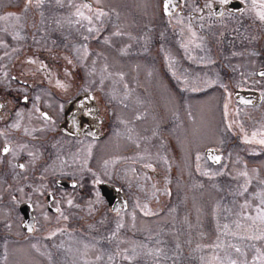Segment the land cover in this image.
Segmentation results:
<instances>
[{"label": "flooded vegetation", "instance_id": "af4514ba", "mask_svg": "<svg viewBox=\"0 0 264 264\" xmlns=\"http://www.w3.org/2000/svg\"><path fill=\"white\" fill-rule=\"evenodd\" d=\"M8 1L11 0L4 2ZM13 1L6 3L5 9L0 11L3 16L18 19L21 32L19 42L0 48V249L10 240L12 243H8V248L12 255L27 258L34 253L47 259L45 264H62L61 256L97 259V264H120L118 258H121L122 251L118 233L125 222L122 217L130 215L134 207L143 211L138 204L129 203L125 190H141L138 187L140 181L148 184L154 164L164 163L170 173L168 157L159 159V162L149 159L147 128L139 126L135 119L137 101L133 86L137 87L138 80L128 77L122 71L121 63L125 54L136 56L138 51L141 57L152 62L153 50L167 56L168 49L159 40L153 42L158 47H152L151 36L147 37L148 41L141 50L133 48L127 52L121 45L117 46L116 33L109 32L115 26L113 18L119 15L117 10L111 9L108 0H67L70 10L66 17L62 15L54 21L51 16L41 15L39 9L29 11L31 3H37V0L16 1L19 2L17 7H12ZM72 2L95 16H77L79 12L72 10ZM160 12L164 25L174 23L181 26L180 38L181 34H188L193 41L199 34L211 43L212 49L221 43L228 46L227 50L232 48L231 44L242 41L244 46H238L239 49L257 50L261 56L264 55V20L261 19L264 0H180L171 13L164 12L161 0ZM63 30L66 36L61 41H52L54 38L49 41V37L40 36L41 31L59 34ZM166 31L164 26L162 33ZM103 39L108 44L112 40L113 47L105 50L100 47ZM77 41H84L83 47ZM182 41L186 42L183 38ZM176 43L182 52L181 57L195 55V47L179 41ZM133 61L145 64L137 58ZM219 61L223 73L226 70L230 72V63L223 59ZM105 66L113 68L117 74L109 77L100 74ZM162 67L163 74L167 73V67ZM262 67L264 62L253 68L256 81L261 86L238 85L234 88L231 84L230 88L225 87L220 116L228 132H234L241 125L237 113L240 110L246 113L255 111L264 119V75L258 74ZM122 73L129 79L122 81ZM197 76L200 77L199 74ZM179 79L181 81V76ZM208 84L211 91L213 85L223 86L222 81ZM126 86L129 91L125 90ZM236 89L255 90L259 100L239 102L234 96ZM194 92L199 95L202 90ZM65 120H68L67 124H64ZM165 127V124L160 127L161 133ZM240 130L242 136L232 135L230 143H239L244 149L240 155L241 187L239 183L229 182L227 190L250 189L245 181L250 171L248 145L257 141L256 147L264 149V143H261L264 141V128L259 133L245 129V126ZM162 140L164 142V137ZM209 146L222 152L221 161L208 159L205 149ZM226 152V146L204 143L197 155L198 162L195 161L196 172H201L202 162H208L212 168L222 166L225 172L230 164ZM157 171L154 174L162 176V172ZM59 179L74 182L64 183ZM102 183L123 190L127 198L125 209L111 210L101 193ZM161 184L171 189L165 177ZM26 190L31 196H24ZM94 190H100V194ZM100 197L102 201L95 203ZM23 201L32 203L34 221L31 232L21 226L25 215L20 208ZM144 214L148 218L147 209ZM104 215L110 219L106 220ZM14 221L19 222L20 229L16 230L19 236L8 230V223L11 225ZM39 226L51 229H44L40 234L37 231V241L30 246L32 241L29 238ZM131 233L134 236L138 234V225ZM140 237L143 239V235ZM151 242V236L147 234L146 246L152 247ZM137 244L139 256L136 247V261L144 254V245L140 249L139 242ZM106 248H113V251Z\"/></svg>", "mask_w": 264, "mask_h": 264}, {"label": "rangeland", "instance_id": "374dc122", "mask_svg": "<svg viewBox=\"0 0 264 264\" xmlns=\"http://www.w3.org/2000/svg\"><path fill=\"white\" fill-rule=\"evenodd\" d=\"M4 1L0 0V11L5 9L6 3L14 2ZM16 1L19 0H15L12 7L19 6V2ZM37 1L31 3L29 7L31 9L28 10L39 9L41 15L51 16L53 21L62 15L66 17V13L70 10L67 0ZM109 1L111 9L117 10L119 15L113 18L115 26L109 32L116 33L117 46L121 45L127 52L133 48L141 50L148 41L147 37L151 36L152 43L159 40L168 49L167 56L158 53L156 49L153 50L152 62L146 57H141L138 51L136 56L130 57L125 54L121 63L122 71L138 80L137 87L135 84L133 86L137 101L135 119L139 126L147 128L146 133L150 140L147 146L149 159L159 162V159L168 157L170 173L167 168L165 169L164 163L154 164L151 174L153 181L148 180V184L140 181L138 187L141 190H125L129 203L138 204L143 211H138L134 207L130 215L122 217L125 222L118 233L121 237L122 251L118 261L120 264H264V175H259L264 174L262 153L264 149L256 147L255 144H259L257 141L248 145L250 171L245 181L250 189L227 190L229 182L239 183L241 187L242 179L240 155L244 149L239 143H230L232 135L242 136L240 129L244 126L245 129L259 133L264 128V119L256 115L255 111L246 113L240 110L237 113L241 125L230 133L220 116L226 86L229 88L231 84L234 88L238 85L261 86L256 81L253 68L258 63L264 62V55L261 56L257 50L239 49L238 46H244L242 41L239 44H231L232 48L227 50L228 46L221 43L212 49L211 43L199 34L193 41L188 34H181L180 38V25L162 23L161 0H108L107 2ZM72 10L78 11L79 17L95 16L93 12L84 10L76 2H72ZM11 17L0 14V48L4 45L6 47L8 43L19 42L21 33L19 20ZM164 26L167 31L162 33ZM7 31L10 34H6ZM40 36L49 37V41L52 38L55 39L52 41H61L65 38L66 31L63 30L59 34L53 31L47 33L41 31ZM182 38L186 42H183ZM106 39L100 43V47L104 50L113 47V41L111 40L112 44H108ZM176 41L188 47H195V55L190 58L181 57L182 52L177 47ZM83 42L77 41L80 46ZM152 47L158 46L153 43ZM124 50L122 53H125ZM135 58L145 64L135 63L133 61ZM220 59L230 63V72L226 70L223 73ZM181 63H185V66ZM196 65H198L197 70L194 68ZM162 66L167 67V73L163 74ZM100 74L109 77L117 72L105 66L100 70ZM198 74L200 77L197 76ZM128 79L122 73L121 80ZM200 80L202 83H199ZM220 81L223 86L213 85L211 91L208 83ZM200 88L202 92L198 95L194 90ZM125 90L129 91L127 86ZM164 124L166 127L163 129V135L161 128ZM210 142L221 147L226 146V155L230 164L225 172L222 171V166L209 167L208 162H202L201 172H196L195 161L198 162L197 155L200 153V148L204 143ZM156 169L162 172V176L157 177L154 174ZM163 177L166 182L168 181L171 189H166L161 184ZM42 183L43 180L41 185ZM12 191L18 192V190ZM93 192L100 194V190ZM24 196H31L29 190H26ZM7 197L9 203H12L10 196ZM101 201L102 197L94 202ZM146 204L148 206H145ZM146 209L149 212L148 218L144 214ZM103 217L106 220L110 219L106 215ZM137 225L138 234L134 236L131 232L137 228ZM7 227L14 235H17L16 230L20 229L18 221H14L11 225L8 223ZM147 228L150 229L148 233ZM44 229L47 231L51 228L39 226L29 238L32 241L30 246L37 241L35 240L37 231L40 234ZM147 234L151 236L152 247L146 246ZM140 235H143V239ZM9 241L7 242L12 243ZM137 242L140 244V249L144 245V254L143 260L139 258L140 260L136 261L134 253L136 247L137 255L139 254ZM8 243L1 246L0 264L47 262V259L34 253H30L27 258L23 255L16 257L9 251ZM106 250L113 251V248ZM130 251L131 257H129ZM59 260H62V264L99 262L97 259L65 258V256H61Z\"/></svg>", "mask_w": 264, "mask_h": 264}, {"label": "water", "instance_id": "95a60500", "mask_svg": "<svg viewBox=\"0 0 264 264\" xmlns=\"http://www.w3.org/2000/svg\"><path fill=\"white\" fill-rule=\"evenodd\" d=\"M167 3L168 7L165 8V4ZM180 0H163V10L165 13H171L176 10L179 5ZM259 75H264V67L258 69ZM234 96L237 101L242 103L256 102L259 100L258 92L255 90H246V89H236L234 91ZM68 120L64 121V124H67ZM205 155L212 162H219L222 158V152L217 150L215 147L209 146L205 149ZM219 158L217 161L216 158ZM59 181H63L64 183H72L74 181L59 179ZM101 193L106 197L107 202L113 211H118L119 209H125L127 207V198L119 187L115 185H111L108 183L101 184ZM51 193H48V195ZM50 203V200L48 199ZM31 201H23L20 204V208L25 212L24 217L22 218L21 225L23 229L27 232H31L33 230V215H32V205Z\"/></svg>", "mask_w": 264, "mask_h": 264}, {"label": "snow or ice", "instance_id": "6c2138e0", "mask_svg": "<svg viewBox=\"0 0 264 264\" xmlns=\"http://www.w3.org/2000/svg\"><path fill=\"white\" fill-rule=\"evenodd\" d=\"M167 7H168V5H167V3H166V4H165V8L167 9ZM261 19H262V20H264V15H262V16H261ZM261 143H264V141H261ZM4 151H5V152H7V151H8V149H7V148H5V149H4ZM216 159H217V161L219 160V158H218V157H217ZM69 203H71V201H69Z\"/></svg>", "mask_w": 264, "mask_h": 264}]
</instances>
